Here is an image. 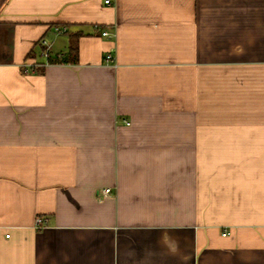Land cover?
I'll return each instance as SVG.
<instances>
[{
  "label": "crops",
  "instance_id": "obj_1",
  "mask_svg": "<svg viewBox=\"0 0 264 264\" xmlns=\"http://www.w3.org/2000/svg\"><path fill=\"white\" fill-rule=\"evenodd\" d=\"M0 264H264V0H0Z\"/></svg>",
  "mask_w": 264,
  "mask_h": 264
},
{
  "label": "built area",
  "instance_id": "obj_2",
  "mask_svg": "<svg viewBox=\"0 0 264 264\" xmlns=\"http://www.w3.org/2000/svg\"><path fill=\"white\" fill-rule=\"evenodd\" d=\"M105 2L106 3H110V0H105ZM56 31L58 32V33H62V32H65V31H67V28L64 26V27H57L56 28ZM102 34L103 35H108L109 34V32L107 31V30H103L102 31ZM44 44H47L46 43V41L45 40H43V45ZM49 52H50V49H49V46H45V48L43 49V51H42V54L44 55V56H48L49 55ZM106 58H107V60H111L112 59V54H107L106 55ZM36 65V63H34V62H30V63H28L27 64V66H30V67H33V66H35ZM110 191V188H106V189H104V192L105 193H108ZM36 225L38 226V227H41L42 225H43V218L42 217H37L36 218Z\"/></svg>",
  "mask_w": 264,
  "mask_h": 264
},
{
  "label": "trees",
  "instance_id": "obj_3",
  "mask_svg": "<svg viewBox=\"0 0 264 264\" xmlns=\"http://www.w3.org/2000/svg\"><path fill=\"white\" fill-rule=\"evenodd\" d=\"M74 47L75 46H72L71 47V49H72L71 51L75 50ZM46 58H47V62H49V63L64 62V59L63 58L53 57L50 54Z\"/></svg>",
  "mask_w": 264,
  "mask_h": 264
}]
</instances>
